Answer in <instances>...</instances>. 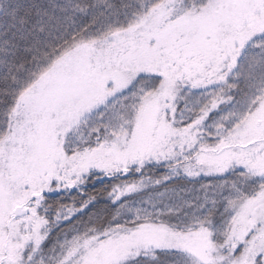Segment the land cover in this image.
<instances>
[{
    "label": "snow or ice",
    "instance_id": "1",
    "mask_svg": "<svg viewBox=\"0 0 264 264\" xmlns=\"http://www.w3.org/2000/svg\"><path fill=\"white\" fill-rule=\"evenodd\" d=\"M0 264H264V0H0Z\"/></svg>",
    "mask_w": 264,
    "mask_h": 264
}]
</instances>
